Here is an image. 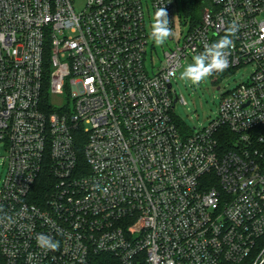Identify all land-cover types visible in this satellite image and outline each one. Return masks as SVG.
<instances>
[{
    "label": "built area",
    "instance_id": "2783aa9c",
    "mask_svg": "<svg viewBox=\"0 0 264 264\" xmlns=\"http://www.w3.org/2000/svg\"><path fill=\"white\" fill-rule=\"evenodd\" d=\"M84 1L0 0V264H264V53L247 47L264 0H204L197 25L175 0ZM158 7L173 36L156 66ZM233 22L225 71L252 70L186 133L172 73Z\"/></svg>",
    "mask_w": 264,
    "mask_h": 264
},
{
    "label": "rangeland",
    "instance_id": "374dc122",
    "mask_svg": "<svg viewBox=\"0 0 264 264\" xmlns=\"http://www.w3.org/2000/svg\"><path fill=\"white\" fill-rule=\"evenodd\" d=\"M183 1L184 0H175V3L179 10V14L188 17L189 25L192 24V19L194 18L193 14L199 12V8L197 9L195 7L196 0H185L189 6L183 8ZM84 4V0H75L74 6L77 10H81ZM176 30L177 34H179V25ZM164 50H166V46H156V53H153L152 56L154 65H162ZM193 56L194 55H190L182 59L180 68H178L175 76L172 78V87L176 94L182 97L185 102L183 104L179 100L174 104L173 111L175 117L184 122L190 129L196 130L197 128L206 126L209 121L216 116L222 93L226 90L233 89L242 82H246L252 67L251 65H246L237 68L233 72L224 71L222 73H217L206 78L201 83L194 85L190 81H186L180 77L183 68L193 62ZM3 154V151H0L1 157ZM4 173V166H0V178L4 176Z\"/></svg>",
    "mask_w": 264,
    "mask_h": 264
},
{
    "label": "clouds",
    "instance_id": "9594fccd",
    "mask_svg": "<svg viewBox=\"0 0 264 264\" xmlns=\"http://www.w3.org/2000/svg\"><path fill=\"white\" fill-rule=\"evenodd\" d=\"M239 31V25L233 22L226 30L225 35L212 43H205L203 51L192 57V63L183 68L180 73L181 79L190 81L196 85L214 74L222 73L229 67L228 56L230 50L234 48L233 37ZM261 36L259 40L251 41L247 47L256 53H264V48L258 47L264 41V23L260 28ZM150 39L157 46H162L173 36L172 27L168 12L165 7H158L152 17L150 24ZM175 75V73H172ZM37 245L45 250L55 251L59 248V242L52 237L40 234L36 237Z\"/></svg>",
    "mask_w": 264,
    "mask_h": 264
},
{
    "label": "trees",
    "instance_id": "16d2710c",
    "mask_svg": "<svg viewBox=\"0 0 264 264\" xmlns=\"http://www.w3.org/2000/svg\"><path fill=\"white\" fill-rule=\"evenodd\" d=\"M205 1L204 0H196V4L195 7L198 9L199 8V12H197L196 14H193L194 18L192 19V25H197L200 21V10L202 8V6L204 5ZM183 8H185V6H189L187 1H183ZM184 10V9H183ZM46 71H47V75H48V62L46 61ZM48 80H45L44 83V88H43V95H42V103L44 106H47L48 104ZM176 123L177 125L180 127L181 130H185L186 133L190 132V128L184 123L182 122L180 119L176 118ZM80 140L78 139L77 141V148L79 150V158L82 160V154H81V149H82V142H79ZM50 174L47 172L44 173V175L40 176L39 180L37 181L36 184V188L34 189V193L32 195V199L35 201H39L42 196H44V194L46 193V190L48 189V186L46 184L47 180H48V176ZM85 264H122L120 262V260L116 257H114L113 255L110 254H104V253H99V254H95L92 255L91 258L89 259V261Z\"/></svg>",
    "mask_w": 264,
    "mask_h": 264
},
{
    "label": "water",
    "instance_id": "95a60500",
    "mask_svg": "<svg viewBox=\"0 0 264 264\" xmlns=\"http://www.w3.org/2000/svg\"><path fill=\"white\" fill-rule=\"evenodd\" d=\"M174 102H176V98L174 99Z\"/></svg>",
    "mask_w": 264,
    "mask_h": 264
}]
</instances>
